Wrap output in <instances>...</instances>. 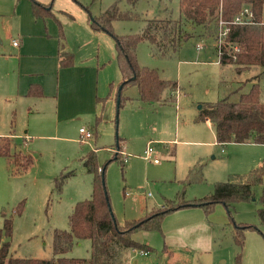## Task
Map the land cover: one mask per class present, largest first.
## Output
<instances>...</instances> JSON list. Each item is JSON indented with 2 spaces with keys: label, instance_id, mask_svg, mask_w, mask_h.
I'll return each instance as SVG.
<instances>
[{
  "label": "rangeland",
  "instance_id": "374dc122",
  "mask_svg": "<svg viewBox=\"0 0 264 264\" xmlns=\"http://www.w3.org/2000/svg\"><path fill=\"white\" fill-rule=\"evenodd\" d=\"M20 1L0 0L3 11L0 12V133H14L12 130L17 129L21 136L13 139V150L30 153L35 160L29 171L17 173V165L11 166L8 158L0 155V227L6 216L13 217L12 236H2L3 240H10L13 255L39 258L54 255L55 230H69V215L75 203L92 195L94 173L84 160L91 150H96L99 166L106 165L105 181L120 224L145 216L170 201L187 202L206 196L213 192L216 182L228 180L233 174H246L264 159V143H217L214 126L199 118L200 105L225 96L238 100L253 81H260L264 99V74L260 73L263 67L238 73L234 64L222 65L218 32L206 35L202 26L192 29L193 35L171 56L154 53L147 40H141L137 47L140 65L155 67L162 77L178 81V102L145 103L140 98L139 86L129 83L121 92L123 104L117 107L119 99L115 92L122 73L113 56L117 52L116 40L107 31L93 29L91 20L115 1L122 10L132 8L128 0H42L51 1L59 20L48 19L53 20L57 29L61 21L67 45L75 49L78 67L94 62L97 53L107 54L108 58L100 73L99 90L103 98L98 101L96 111L69 120L67 131H56L62 128L58 123L50 126L53 130H39L32 123L40 115L45 117L46 112L24 115L14 94L17 73L13 72L11 90L9 78L3 74L12 62L7 57L18 54L13 38L20 37L24 20L14 16L13 11ZM179 4L180 0H138L135 9L142 20H115L114 32L140 33L146 19L179 18ZM32 37L40 39L43 35L36 31ZM197 44L204 47L198 49ZM84 57L88 58L80 61ZM110 83L114 84L112 94ZM176 93L172 94L177 97ZM82 125L92 131V137L81 139ZM25 129H30L31 134L27 142L23 138ZM33 130L52 136H34ZM148 144L155 148L151 160L144 157ZM117 145L121 147L120 153L123 150L127 156L124 166L122 156L113 159ZM154 157L160 162L155 163ZM199 165L202 175L196 170L195 177L187 181L190 168H200ZM263 189L264 179L253 186L254 198L236 202L232 214L223 203H216L210 212L201 206L181 207L163 217L160 229L134 230L135 240L154 249L147 253L131 249L128 264H238L239 252L240 264H264V223L259 216V209L264 208ZM17 207H23L21 213L16 212ZM200 215L204 222L197 221ZM238 222L258 227L245 229L242 249L234 240ZM63 255L90 257L91 240H75Z\"/></svg>",
  "mask_w": 264,
  "mask_h": 264
},
{
  "label": "trees",
  "instance_id": "16d2710c",
  "mask_svg": "<svg viewBox=\"0 0 264 264\" xmlns=\"http://www.w3.org/2000/svg\"><path fill=\"white\" fill-rule=\"evenodd\" d=\"M128 2L132 8L122 10L118 1H115L91 20L93 29L107 31L116 40V60L122 73V81L118 83L115 92L116 98L120 99L118 108L124 101L121 92L129 83H136L139 86L140 98L145 103L176 100L172 93L179 90L177 80L162 77L155 67L140 65L137 47L141 40H147L154 53L171 56L193 35L192 29L195 27L202 26L206 35L211 36L218 32L220 22L225 21L229 30L220 47L219 62L234 64L237 72L256 66L264 68V0H180L179 18H149L146 19V24L140 33L118 35L113 29L115 20H142L141 13L135 9L138 0H128ZM52 6V3L44 4L33 0V12L38 16L54 15ZM246 7L252 11L249 22H234L238 16H242ZM60 26V61L62 66H70L74 62V55L66 48L61 23ZM234 45H237L239 50H235ZM260 73L262 76L264 71ZM258 77L260 74L256 80ZM113 91L114 84L111 83L109 94ZM170 91L171 93L168 94ZM28 94L43 95L41 84H31ZM199 118L209 120L213 124L218 143H264V99L260 81H255L248 91L241 92L238 100L225 96L201 105ZM13 145L11 137L0 136V155L6 156L11 166L17 165L15 170L17 173L29 171L33 167L34 157L30 153L13 150ZM117 147L118 151L113 159L122 156L121 162L124 166L127 158L120 153V145ZM84 160L88 170L94 173L92 195L75 203L69 215V230H55L54 255L50 258L13 255L10 240L2 238L3 235L12 236L13 217L5 215L4 225L0 227V264H128L131 249L145 252L154 249L150 244L135 240L132 236L134 230L160 229L163 217L181 207L201 206L210 212L216 203H223L232 214L236 202L254 198L253 186L263 183L264 179L263 159L259 166L246 174H233L228 180L216 182L213 192L206 196L190 199L187 202L170 201L145 216L120 224L116 219L105 181L106 165L99 166L96 150H91L84 156ZM196 170L202 175L201 166L191 167L187 181L195 177ZM262 200L264 201V189ZM22 210L23 207H17L16 212L21 213ZM259 216L264 223V208L259 209ZM246 228L258 229L253 224L242 222L236 224L234 240L241 249L245 244ZM80 239L91 240V256H64L63 253L72 247L75 240ZM237 259L240 264L241 252L238 253Z\"/></svg>",
  "mask_w": 264,
  "mask_h": 264
},
{
  "label": "crops",
  "instance_id": "0c3cea01",
  "mask_svg": "<svg viewBox=\"0 0 264 264\" xmlns=\"http://www.w3.org/2000/svg\"><path fill=\"white\" fill-rule=\"evenodd\" d=\"M39 2L49 4L51 1L44 2L39 0ZM0 12L3 13L1 10ZM52 12L54 15L38 16L33 12V2L31 0H22V2H19L15 11H13L14 16L22 17L24 20L20 28V37L13 38V44L14 40L18 41V54L16 56L7 57V60L12 62H10L9 67L4 68L3 74L9 78L11 90L13 72L14 74L17 73V85L14 94H16L17 102L19 103L18 109L21 110L24 115H34L35 112L40 115L46 112V114L43 113L46 115V118L44 115H40L41 118L39 117L35 123H32V118L30 117V124L36 125L39 130L47 131L53 130L51 128L53 127V123H58L62 125V128H57L55 129L56 131H67L69 120L79 119L81 116H88L96 111L99 98H103L100 96L101 93L99 90L100 73L101 70L105 68L108 57L107 54L101 55L102 53H97V58L94 62H86L89 65L78 67L76 64L77 56L76 52H74L75 49L70 46L68 47L65 38L66 48L73 53L74 62L70 66H62L60 61V28L57 29L53 24V20L48 19L53 17L52 19L55 18L59 20V18L53 9ZM59 22L61 23V21H58V26H60ZM36 31L40 32L43 37L40 39H33L32 36ZM21 35H23L22 38ZM96 43L99 44L97 41ZM113 56L116 57V54L114 53ZM85 58L87 59L88 57H84L80 61H84ZM260 67L261 66H256L253 69ZM262 69V71H264V68ZM120 81H122V76L120 77ZM254 82L255 81H253V83ZM33 83L41 84L43 95L35 96L28 94L29 87ZM176 92V100L178 102V98L180 97L179 90ZM44 98L49 100H44ZM14 120L13 118L12 124ZM206 121L210 126L213 125L209 120ZM80 127H83V125ZM12 131H14V133H0V136H9L12 139L21 136L20 133H16L17 129ZM33 131L36 133L34 136H52L35 130ZM25 133L26 135H24L23 138L25 142H27L28 138L31 136L30 129H25ZM215 141L218 143L217 138ZM215 141H209V143L213 144ZM251 143L253 142H250V144ZM221 150L223 152L225 151L224 148H221ZM232 152L233 148L229 150V156ZM122 153L124 154L123 150ZM196 219L197 221L204 222L205 218L200 215Z\"/></svg>",
  "mask_w": 264,
  "mask_h": 264
},
{
  "label": "built area",
  "instance_id": "2783aa9c",
  "mask_svg": "<svg viewBox=\"0 0 264 264\" xmlns=\"http://www.w3.org/2000/svg\"><path fill=\"white\" fill-rule=\"evenodd\" d=\"M252 16V11L250 10L249 7H246L244 9V11L242 12V16H238L234 22H240V23H246L249 22L250 18ZM229 30V27L227 26V22L225 21H221L220 25H219V29H218V33H217V38H218V51L219 54L221 52V45L223 43L224 37L227 34ZM14 44L18 45V41L14 40ZM198 49L203 48L204 45L202 44H198L197 45ZM234 49L235 50H239V47L237 45H234ZM80 133H81V139L82 140H86L90 137L93 136V133L90 129H88L87 127H80ZM155 148L153 145L148 144L145 151H144V157L147 159H151L152 158V154L154 152ZM154 162L159 163V159L158 158H153ZM142 253H147L145 251L140 250Z\"/></svg>",
  "mask_w": 264,
  "mask_h": 264
},
{
  "label": "water",
  "instance_id": "95a60500",
  "mask_svg": "<svg viewBox=\"0 0 264 264\" xmlns=\"http://www.w3.org/2000/svg\"><path fill=\"white\" fill-rule=\"evenodd\" d=\"M135 78V76H133V79ZM122 86H120V88H121ZM119 99V98H118ZM119 101H120V99H119ZM119 101H118V103H119Z\"/></svg>",
  "mask_w": 264,
  "mask_h": 264
}]
</instances>
